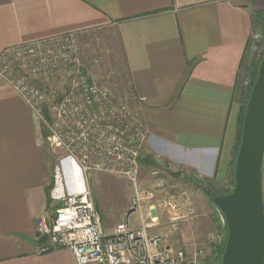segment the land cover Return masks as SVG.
Wrapping results in <instances>:
<instances>
[{"label":"crops","instance_id":"1","mask_svg":"<svg viewBox=\"0 0 264 264\" xmlns=\"http://www.w3.org/2000/svg\"><path fill=\"white\" fill-rule=\"evenodd\" d=\"M252 30L250 9L236 0H0V53L66 33L96 34L109 50L106 65L144 97L135 103L149 130L139 165L154 162L174 177L199 169L216 189L232 184L238 87ZM20 109L34 124L0 78V264H75L66 248L40 252L36 222L53 205L50 155L42 156L30 129L35 159H19ZM77 170L65 171L70 191L84 186Z\"/></svg>","mask_w":264,"mask_h":264},{"label":"built area","instance_id":"2","mask_svg":"<svg viewBox=\"0 0 264 264\" xmlns=\"http://www.w3.org/2000/svg\"><path fill=\"white\" fill-rule=\"evenodd\" d=\"M92 40L100 42L96 34ZM99 49V50H98ZM87 56L80 35L66 33L7 47L0 53V78L28 106L34 124L52 154L48 214L39 216L36 234L46 235L40 252L52 247L71 251L75 264H197L202 250L190 256L165 245L148 229L157 224L156 209L142 203L154 197L139 190V160L148 127L135 103L144 100L123 87L122 72L106 65L107 48ZM84 177L90 171L117 174L134 186L131 209L105 232L88 188L68 189L65 166ZM157 184L158 169L151 168ZM139 212L134 226L131 213ZM173 228L175 223H172Z\"/></svg>","mask_w":264,"mask_h":264},{"label":"rangeland","instance_id":"3","mask_svg":"<svg viewBox=\"0 0 264 264\" xmlns=\"http://www.w3.org/2000/svg\"><path fill=\"white\" fill-rule=\"evenodd\" d=\"M236 1L248 4L250 9L254 11L264 10V0ZM257 31H259L257 28L256 30H252V38H256L258 34ZM92 38L93 37L90 39H84L80 37V50L82 54L92 56L95 51L94 49L107 47L106 44L101 42L99 36H97L100 41L99 43L92 40ZM247 57L249 58L250 54L247 55ZM104 59V63L106 64L107 58ZM246 61L247 59L244 62L246 63ZM19 111L20 121L16 124L18 129L17 135L18 138L23 141L18 144L20 149L19 152L22 156H19V159L25 161L35 159L34 152L36 146L32 144L34 142L29 134L30 129H32L34 140H42V144L39 147L42 156L45 153L44 151L48 149L50 155L49 163L52 166L54 160L52 159V154L45 142L44 134L41 133V138H39L40 134L36 132L32 119L30 118L29 124L26 121L27 117L25 112L21 113V109ZM143 123L145 122L143 121ZM262 163V190L264 201V159ZM151 166L152 165H144L142 167L139 165V173L137 177V188L139 190H151L154 194V197L150 202L144 201L142 203L143 214L148 210V203L154 205L158 220L155 226L148 229L147 234L150 236H159L163 244L169 245L173 247V249L181 248L188 256H190L193 251H197L198 249L202 250V254L197 257V264H215L216 258L214 257H216V253L214 248L218 242L221 241L222 232L218 227L217 214L212 205H210L211 202L203 190V186L200 187L195 184L198 180L208 181V179L199 175V169L198 171L187 170L184 172L183 177H174L169 171L165 170L157 176V181L160 182L158 185L155 177L150 174L151 168H155ZM67 168L66 165L65 170H67ZM176 171H178V173L182 172L178 169ZM80 176L84 181V185L90 192L96 210L100 213L103 230L105 232L110 231L114 225L123 218L125 212L131 209V201L134 197L133 184L121 175L105 173L104 171H90L85 177L82 173ZM204 183H208L216 188L219 187L217 183L212 181ZM225 185L226 183H223L224 187H226ZM131 222L134 226L139 225V212L131 213ZM172 223H175L174 228Z\"/></svg>","mask_w":264,"mask_h":264},{"label":"water","instance_id":"4","mask_svg":"<svg viewBox=\"0 0 264 264\" xmlns=\"http://www.w3.org/2000/svg\"><path fill=\"white\" fill-rule=\"evenodd\" d=\"M249 9L248 4H245ZM250 11H253L250 9ZM258 32L248 58L254 64L249 95L243 111L233 168V184L227 193L215 192L208 183L203 189L226 227L219 264H264V47ZM46 235L37 241L43 243Z\"/></svg>","mask_w":264,"mask_h":264},{"label":"trees","instance_id":"5","mask_svg":"<svg viewBox=\"0 0 264 264\" xmlns=\"http://www.w3.org/2000/svg\"><path fill=\"white\" fill-rule=\"evenodd\" d=\"M251 16H252V29L256 30V28L259 30L257 32L260 33V38H259V41L261 42V45H263L264 47V11L263 10H253L251 11ZM258 40V39H257ZM257 40H255L254 38H251L249 40V45L248 46V55L250 54V48H251V45L256 42ZM247 61L245 63V65H242V73H241V81H240V84H239V103H240V107H239V113L237 115V122H236V136L234 137L235 138V142H234V147H233V151H232V160H231V169H232V184H233V168H234V160H235V155H236V151H237V146H238V141H239V137H240V131H241V122H242V117H243V111L245 110V104L247 102V97L249 95V91H250V85L249 82L251 81V79L254 77L252 75V71L254 70V67L258 64V62H255L254 64L251 62V60L248 59V57L246 58ZM150 165H155L154 162H151ZM204 182H208V181H200L198 180L195 184L197 186H200L202 187ZM210 185V184H208ZM50 188V187H49ZM203 188V187H202ZM213 189V188H212ZM204 190V189H203ZM49 191V189H48ZM215 192L217 193H227L229 192V189L228 188H224L223 189H217V190H214ZM49 199V197H48ZM217 219V218H216ZM218 222V227L220 229V231L222 232V237H221V241L218 242V244L215 246L214 250H215V253H216V262L215 264H219V260H220V257H221V254L223 252V248H224V244H225V235H226V227H224L223 229H221L220 227V223L219 221L217 220Z\"/></svg>","mask_w":264,"mask_h":264},{"label":"flooded vegetation","instance_id":"6","mask_svg":"<svg viewBox=\"0 0 264 264\" xmlns=\"http://www.w3.org/2000/svg\"><path fill=\"white\" fill-rule=\"evenodd\" d=\"M264 11V10H263ZM211 186V185H210ZM212 188H213V190H217L215 187H213V186H211ZM226 188V187H225ZM221 190V189H220ZM223 190H224V188H223Z\"/></svg>","mask_w":264,"mask_h":264}]
</instances>
